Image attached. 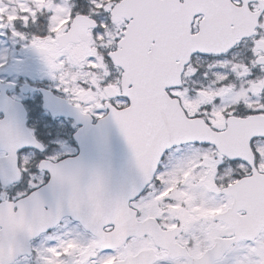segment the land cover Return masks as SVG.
I'll return each mask as SVG.
<instances>
[{"label": "snow or ice", "instance_id": "snow-or-ice-1", "mask_svg": "<svg viewBox=\"0 0 264 264\" xmlns=\"http://www.w3.org/2000/svg\"><path fill=\"white\" fill-rule=\"evenodd\" d=\"M0 37L50 81L29 128L0 78V264H264V0H0ZM110 127L135 171L115 191L61 139L107 151ZM201 206L227 207L174 211Z\"/></svg>", "mask_w": 264, "mask_h": 264}, {"label": "flooded vegetation", "instance_id": "flooded-vegetation-1", "mask_svg": "<svg viewBox=\"0 0 264 264\" xmlns=\"http://www.w3.org/2000/svg\"><path fill=\"white\" fill-rule=\"evenodd\" d=\"M71 42H66V46L70 47ZM5 49L8 50L10 57V63L13 60H21L26 65L30 66L31 71L27 74H16L12 73L8 75L7 73L0 72V78H7L9 80L15 78L19 81V84L14 90H6V94L8 96L16 95L19 98V102L24 114V122L25 126L31 128L34 124V115H33V105L35 102V97L37 95V89L47 87L50 85V81L47 78L41 79L37 72L40 69L41 65L34 53L24 51L19 45H14L10 40H6L5 38L0 37V52H3ZM27 82L30 86L27 90H24L20 85ZM43 101L41 100V106ZM46 111L41 112V115H47ZM2 115V113H0ZM63 119V117H61ZM70 119V118H69ZM75 155V154H73ZM210 184V182H209ZM214 187V185H210ZM185 198L186 203L190 204L191 198L187 196V194H182ZM227 206L221 208H205L201 207H189V208H177L174 211L177 213L179 218L182 221L183 225H191L193 221L204 219L210 220L211 218L223 215L225 208ZM160 210H155V215H159ZM193 213H197V215H193ZM153 213H149L146 219H150ZM230 225L228 224H209L207 231V239L209 240L208 247L204 252L199 251L197 249L192 253L193 257L197 260H200L204 257L205 253L216 246V242L220 239V233L227 232L229 230ZM143 250V249H142ZM155 251V249H153Z\"/></svg>", "mask_w": 264, "mask_h": 264}, {"label": "water", "instance_id": "water-1", "mask_svg": "<svg viewBox=\"0 0 264 264\" xmlns=\"http://www.w3.org/2000/svg\"><path fill=\"white\" fill-rule=\"evenodd\" d=\"M70 38L71 34L64 37L65 42L71 40ZM75 142L78 147L77 156L83 154L88 165L103 169L109 176V186L113 191L118 190L126 180L134 178L135 171L130 165L129 150L115 127L108 129L107 151L99 148L94 139H90L83 146L78 141Z\"/></svg>", "mask_w": 264, "mask_h": 264}, {"label": "rangeland", "instance_id": "rangeland-1", "mask_svg": "<svg viewBox=\"0 0 264 264\" xmlns=\"http://www.w3.org/2000/svg\"><path fill=\"white\" fill-rule=\"evenodd\" d=\"M86 47H87L86 44H81V45L76 46L75 48H73L72 45H71L70 47H68V48H72L74 53H78L79 51H81L82 48H86ZM73 130H74V129H73ZM61 139L67 141L68 145H69L71 148H74V149H75V152H76V145H75V143L72 141L71 135H65V136H62ZM75 152H74V153H75Z\"/></svg>", "mask_w": 264, "mask_h": 264}]
</instances>
